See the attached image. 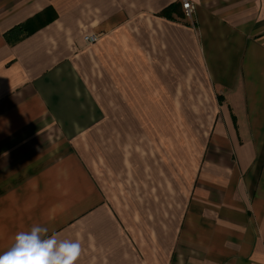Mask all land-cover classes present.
<instances>
[{
  "label": "crops",
  "instance_id": "crops-1",
  "mask_svg": "<svg viewBox=\"0 0 264 264\" xmlns=\"http://www.w3.org/2000/svg\"><path fill=\"white\" fill-rule=\"evenodd\" d=\"M190 1L0 0V253L40 224L75 264H264V0ZM199 88L184 163L164 132Z\"/></svg>",
  "mask_w": 264,
  "mask_h": 264
},
{
  "label": "clouds",
  "instance_id": "clouds-1",
  "mask_svg": "<svg viewBox=\"0 0 264 264\" xmlns=\"http://www.w3.org/2000/svg\"><path fill=\"white\" fill-rule=\"evenodd\" d=\"M78 240L58 239L49 229L33 224L15 234L7 250L0 253V264H75L81 255Z\"/></svg>",
  "mask_w": 264,
  "mask_h": 264
},
{
  "label": "rangeland",
  "instance_id": "rangeland-1",
  "mask_svg": "<svg viewBox=\"0 0 264 264\" xmlns=\"http://www.w3.org/2000/svg\"><path fill=\"white\" fill-rule=\"evenodd\" d=\"M190 90L191 89H189L188 92ZM194 90L196 91V93H185L183 112H174L172 116L174 117V115L177 114L178 118L183 117V131L180 128H176L174 126V133L170 131V127L166 129V132H164L168 135L164 137V141L169 142L170 150L177 149L182 151L183 153L185 152L184 163L187 162V159L185 158L192 153V150L198 149V143H200L202 140L201 135L207 128L209 123V115L210 113H212L207 92L203 91L202 88ZM176 130H178V133H176ZM180 131L183 132L182 137ZM155 144L158 146L157 143L152 142V146ZM161 145H164V143H162ZM187 153L188 155H186Z\"/></svg>",
  "mask_w": 264,
  "mask_h": 264
},
{
  "label": "trees",
  "instance_id": "trees-1",
  "mask_svg": "<svg viewBox=\"0 0 264 264\" xmlns=\"http://www.w3.org/2000/svg\"><path fill=\"white\" fill-rule=\"evenodd\" d=\"M47 10L33 16L32 18L28 19L23 24L13 28L12 30L8 31L6 33V38L9 42H12L14 40H17L21 37H24L31 33L34 29L39 27L43 22L48 21L52 16L48 15ZM165 15H168V17H171L173 15H178L179 17L183 18L184 13L182 10L181 3L176 2L168 6L165 11Z\"/></svg>",
  "mask_w": 264,
  "mask_h": 264
},
{
  "label": "built area",
  "instance_id": "built-area-1",
  "mask_svg": "<svg viewBox=\"0 0 264 264\" xmlns=\"http://www.w3.org/2000/svg\"><path fill=\"white\" fill-rule=\"evenodd\" d=\"M181 6H182V10L184 13V16L186 18H191L194 10H195V5L193 2H191L190 0H181ZM98 36L95 34H89L86 33L83 35V40L87 43H94L95 41H97Z\"/></svg>",
  "mask_w": 264,
  "mask_h": 264
}]
</instances>
